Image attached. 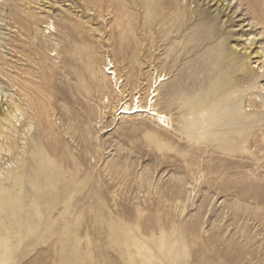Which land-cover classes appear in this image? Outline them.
Returning a JSON list of instances; mask_svg holds the SVG:
<instances>
[{
	"label": "rangeland",
	"instance_id": "1",
	"mask_svg": "<svg viewBox=\"0 0 264 264\" xmlns=\"http://www.w3.org/2000/svg\"><path fill=\"white\" fill-rule=\"evenodd\" d=\"M242 34L264 49V0H0V264H264V74L223 68ZM157 76L170 126L120 116Z\"/></svg>",
	"mask_w": 264,
	"mask_h": 264
},
{
	"label": "bare ground",
	"instance_id": "2",
	"mask_svg": "<svg viewBox=\"0 0 264 264\" xmlns=\"http://www.w3.org/2000/svg\"><path fill=\"white\" fill-rule=\"evenodd\" d=\"M53 27V26H52ZM54 28V27H53ZM241 41H243L244 46L251 49L253 45H256L252 52L248 54V56H242L240 53H236L235 55H231L229 58L228 63L223 64V68L227 69L228 71H232L235 74L242 73L244 71L245 60H252V56L254 55L255 58H258V65L260 68V73L264 74V49H261L262 46H257L259 43L256 41V35H243L240 37ZM109 75L113 76V80H115V87L116 91L121 95L122 89L119 85L117 74L115 71L110 69ZM165 80L162 77L157 76L150 87L151 98L149 97L147 101V105L144 107L141 103V97L136 96L133 106H129L127 102L121 101L120 107L118 108L117 112H119L120 116L123 117H135V116H144L150 117L156 120L158 123L164 126H170V117L160 113L157 108L155 107V98L157 97V91L162 85ZM9 90L5 89L4 86L0 85V149L4 147L3 141L6 131L14 125V122H19L18 114H19V107L14 105L11 107L7 106V100L4 98H8Z\"/></svg>",
	"mask_w": 264,
	"mask_h": 264
}]
</instances>
